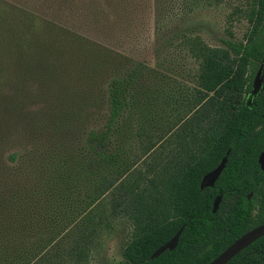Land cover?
<instances>
[{
	"label": "rangeland",
	"instance_id": "374dc122",
	"mask_svg": "<svg viewBox=\"0 0 264 264\" xmlns=\"http://www.w3.org/2000/svg\"><path fill=\"white\" fill-rule=\"evenodd\" d=\"M4 1L69 29L80 42L73 56L97 70H59L62 85L47 90L23 77L25 70L19 78L0 75V89L19 81L21 94L38 95L27 104L33 115L44 114L24 129L20 116L6 118L12 125L0 144V218L11 226L1 228L20 234L18 247L79 249L77 264H121L133 231L118 204L121 190L140 176L149 183L203 108L200 65L188 38L213 47H225L229 38L244 41L250 23L237 8L246 0H214L192 12L182 10L183 0ZM139 63L146 66L114 137L118 154L104 162L88 148L87 132L108 117L111 77Z\"/></svg>",
	"mask_w": 264,
	"mask_h": 264
},
{
	"label": "trees",
	"instance_id": "16d2710c",
	"mask_svg": "<svg viewBox=\"0 0 264 264\" xmlns=\"http://www.w3.org/2000/svg\"><path fill=\"white\" fill-rule=\"evenodd\" d=\"M213 1L183 0L182 10L192 12ZM237 11L250 23L244 41L229 38L224 39L225 47H213L200 38H188L200 65L203 108L189 121L179 146L149 183L140 176L121 190L118 204L125 205L133 225L121 264H207L251 228L264 224V169L259 161L264 151V86L253 94L254 78L264 60V0H246ZM78 46L80 42L69 29L0 0V75L19 78L25 70L23 77L32 76L44 90L62 85L59 70H97V65L84 68L79 56H73ZM145 66L139 63L108 82V117L86 136L88 148L104 162L110 163L118 154L114 137L132 105V90ZM18 83L6 82L0 89V144L12 125L6 118L18 122L20 116L21 129L28 121L43 120L42 112L33 115L27 106L38 95L21 94ZM9 85L15 91L6 94L3 90ZM228 151L215 185L201 188L204 175ZM220 194L221 203L214 211ZM3 220L0 218V264H53V258L58 264L80 261L79 249L53 253L44 246L18 247L20 234L2 229L11 226L9 221L3 225ZM182 226L178 245L151 258ZM226 264H264V235Z\"/></svg>",
	"mask_w": 264,
	"mask_h": 264
},
{
	"label": "water",
	"instance_id": "95a60500",
	"mask_svg": "<svg viewBox=\"0 0 264 264\" xmlns=\"http://www.w3.org/2000/svg\"><path fill=\"white\" fill-rule=\"evenodd\" d=\"M263 70H264V60L254 78L253 82V93H258V91L261 89L262 83H263ZM228 154L221 160L219 165L204 175L202 181H201V188H205L208 186H214L215 182L219 178L220 174L222 173L223 169L226 166L227 160H228ZM262 168L264 169V151L260 155L259 159ZM252 192L249 194V198L252 196ZM222 200V194L218 195V197L215 199L214 202V208L213 210L216 211L219 208V205ZM184 229V226H182L176 234L165 244L160 246L158 249H156L153 254L151 255V258H155L162 254L167 249H174L179 242L180 235ZM264 235V224H259L257 226H254L249 231L244 233L242 236L237 238L231 245H229L226 249H224L218 256H216L214 259H212L207 264H226L228 263L234 256H236L239 252L244 250L246 247H248L250 244H252L254 241H256L258 238L262 237Z\"/></svg>",
	"mask_w": 264,
	"mask_h": 264
},
{
	"label": "flooded vegetation",
	"instance_id": "af4514ba",
	"mask_svg": "<svg viewBox=\"0 0 264 264\" xmlns=\"http://www.w3.org/2000/svg\"><path fill=\"white\" fill-rule=\"evenodd\" d=\"M264 86V70H263V83H262V86H261V88ZM253 94H255V93H253ZM252 103V98H250V99H248V101H247V104H251Z\"/></svg>",
	"mask_w": 264,
	"mask_h": 264
}]
</instances>
